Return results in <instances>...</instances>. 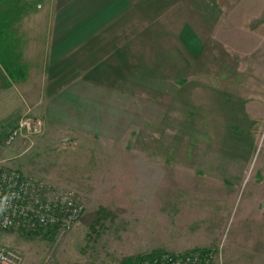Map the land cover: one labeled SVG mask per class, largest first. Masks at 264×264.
Here are the masks:
<instances>
[{
	"label": "rangeland",
	"instance_id": "1",
	"mask_svg": "<svg viewBox=\"0 0 264 264\" xmlns=\"http://www.w3.org/2000/svg\"><path fill=\"white\" fill-rule=\"evenodd\" d=\"M30 5L40 10L46 0ZM199 72L193 65L183 74L179 101L114 81L98 115L94 96L83 113L79 99L56 97L74 108L54 109L40 136L8 146L11 126L0 129V172L46 180L85 204L69 230H0V250L21 264H143L198 251L210 252L211 264H264V122L249 127L237 106L210 96L211 85L228 81Z\"/></svg>",
	"mask_w": 264,
	"mask_h": 264
},
{
	"label": "crops",
	"instance_id": "2",
	"mask_svg": "<svg viewBox=\"0 0 264 264\" xmlns=\"http://www.w3.org/2000/svg\"><path fill=\"white\" fill-rule=\"evenodd\" d=\"M32 2L0 3V129L28 111L48 126L54 109L75 105L56 97L79 99L83 113L94 96L98 115L114 81L179 101L193 65L205 71L196 77L228 81L210 96L263 127L264 0H46L40 10Z\"/></svg>",
	"mask_w": 264,
	"mask_h": 264
},
{
	"label": "built area",
	"instance_id": "3",
	"mask_svg": "<svg viewBox=\"0 0 264 264\" xmlns=\"http://www.w3.org/2000/svg\"><path fill=\"white\" fill-rule=\"evenodd\" d=\"M44 132L42 118L25 115L6 132L8 146L20 140L40 136ZM85 204L75 192L58 190L46 180L4 169L0 172V230L33 232L54 226L69 230L80 220ZM210 252H194L185 256L154 255L143 264H211ZM0 264H21L10 252L0 250Z\"/></svg>",
	"mask_w": 264,
	"mask_h": 264
}]
</instances>
